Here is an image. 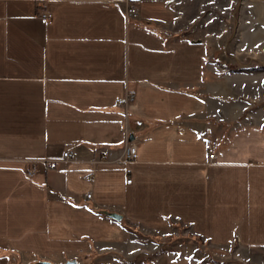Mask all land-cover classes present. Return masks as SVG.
<instances>
[{"label":"crops","instance_id":"0c3cea01","mask_svg":"<svg viewBox=\"0 0 264 264\" xmlns=\"http://www.w3.org/2000/svg\"><path fill=\"white\" fill-rule=\"evenodd\" d=\"M239 18L256 58L264 0ZM171 21L165 0H0V264H229L146 237L179 228L264 264V106H231L229 75L216 81L205 43ZM128 143L137 160L115 162Z\"/></svg>","mask_w":264,"mask_h":264},{"label":"rangeland","instance_id":"374dc122","mask_svg":"<svg viewBox=\"0 0 264 264\" xmlns=\"http://www.w3.org/2000/svg\"><path fill=\"white\" fill-rule=\"evenodd\" d=\"M165 1L172 12V21L167 24L169 29L167 33L183 40L204 42L208 51L206 60L213 65L215 80L221 82L223 76L225 79L228 78L226 75L230 77L228 82L232 90L231 106H246L247 116L249 113L258 112V107L264 106V100L260 99L261 101L258 102V99H246L243 96L255 97L258 93H264L261 89L264 84L260 82L264 80V50L258 47L256 58L249 55L244 47L246 42L251 43L253 36L246 33L245 39L239 37V14L244 0ZM259 40L260 43H264V35L259 34L258 42ZM146 237L148 241L161 244L167 249L170 247L173 250L186 249L188 253H194L196 258L201 260L229 264L234 263L235 260L233 248L224 251L205 242H197L191 239L187 230L182 228L172 229L170 234L160 235V238ZM236 241L238 243L239 239Z\"/></svg>","mask_w":264,"mask_h":264},{"label":"built area","instance_id":"2783aa9c","mask_svg":"<svg viewBox=\"0 0 264 264\" xmlns=\"http://www.w3.org/2000/svg\"><path fill=\"white\" fill-rule=\"evenodd\" d=\"M137 14H138V8L135 5H130L127 9V16L128 17H136ZM39 18L43 23H48L51 20L52 15L47 11H43V12H41ZM133 100H134V95L130 93L125 98L117 99L116 103L118 105H126V104L132 102ZM124 132H126V130H124ZM204 149L207 153L208 160L209 161L214 160L216 157V151H215L214 145L212 144V142L210 140H206L204 142ZM73 157H74V152L72 150H67V151H64L62 153L61 160H50V159L32 160L31 161V167L27 171V174H28V176H33L35 173V170L37 169V166L39 164H42V165H44L50 169H55L57 167V164L59 161H63V162L68 161V160L72 159ZM137 157H138V152H137L136 145L133 143H128L123 148L122 153L119 155V157L116 158L115 162L121 163V164H128V163L136 161ZM106 158H107V154L105 152H103L101 154L100 158L97 159L96 161H94L93 163L94 164L100 163V162H102L103 159H106ZM130 182H131L130 179L126 180V183H130ZM86 198L90 199L91 194L90 193L86 194ZM236 240H238L237 237H235V241Z\"/></svg>","mask_w":264,"mask_h":264},{"label":"water","instance_id":"95a60500","mask_svg":"<svg viewBox=\"0 0 264 264\" xmlns=\"http://www.w3.org/2000/svg\"><path fill=\"white\" fill-rule=\"evenodd\" d=\"M107 214V216H109L110 218H113V219H115V220H121V216L120 215H118V214H116V213H106ZM37 264H52V263H50V262H46V261H41V262H38ZM63 264H77V262L75 261V260H69V261H66V262H64Z\"/></svg>","mask_w":264,"mask_h":264}]
</instances>
